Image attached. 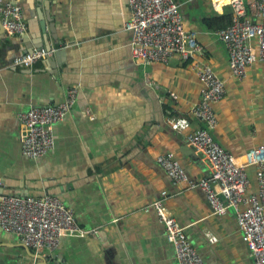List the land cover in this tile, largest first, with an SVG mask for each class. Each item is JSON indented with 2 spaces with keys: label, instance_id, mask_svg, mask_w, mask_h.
<instances>
[{
  "label": "crops",
  "instance_id": "obj_1",
  "mask_svg": "<svg viewBox=\"0 0 264 264\" xmlns=\"http://www.w3.org/2000/svg\"><path fill=\"white\" fill-rule=\"evenodd\" d=\"M16 1L26 34L17 37L0 30V191L16 197L56 196L88 234L61 238L45 262L18 236L0 230V264H177L164 226L146 209L162 196L204 264H254L234 212L216 216L203 192L184 183L173 185L156 162L159 155L172 152L189 181L211 175L207 159L187 140L203 127L192 114L201 94L194 60L175 56L166 64L137 65L131 34L124 30L126 0ZM243 1L248 9L250 0ZM6 2L0 0V8ZM174 2L185 28L197 32L203 54L195 62L210 65L225 82L214 140L242 157L264 145L263 67L254 63L242 79L230 74L217 34L231 23L219 27L225 15L232 21L229 0ZM39 7L54 21L55 31L53 36L47 32L46 42L53 54L27 68L13 67L27 44L40 45ZM70 87L77 89L76 99L53 128L54 149L38 159L24 157L26 129L18 114L62 102ZM178 118L189 121L187 131L170 128L169 121ZM246 171L249 190L255 192V169ZM209 237L217 241L211 243Z\"/></svg>",
  "mask_w": 264,
  "mask_h": 264
},
{
  "label": "built area",
  "instance_id": "obj_2",
  "mask_svg": "<svg viewBox=\"0 0 264 264\" xmlns=\"http://www.w3.org/2000/svg\"><path fill=\"white\" fill-rule=\"evenodd\" d=\"M129 18L124 30L130 32V50L139 66L166 64L173 57L194 60L193 69L201 86L200 100L192 114L203 124L187 135L192 148L202 154L212 169L208 178L189 181L183 166L174 153L166 152L156 158L173 185L186 184L189 189L203 192L208 206L216 216L228 210L235 214L241 239L248 247L254 264H264V145L250 149L242 157L233 156L213 137L218 118L216 108L226 94L225 82L206 63L195 62L203 54L197 42V32L184 26L179 6L174 0H126ZM232 21L217 34L228 57L230 74L242 79L247 70L258 62L263 67L264 85V0H250L248 9L243 0H229ZM0 23L12 36L26 34L27 24L18 1L7 2L0 8ZM53 50L34 49L15 57L13 67L27 68L46 60ZM152 86V84L149 83ZM157 88L156 85H153ZM77 89L70 87L64 100L45 107H33L18 114V120L26 129L22 140V155L38 159L55 147L53 128L71 111ZM173 131L184 132L190 127L185 118L169 121ZM255 169L257 190L250 192L247 168ZM165 197L147 206L164 226L165 237L174 249L177 264H204L202 258L187 239L183 227L167 210ZM0 230L19 237L36 256L48 258L60 246L63 237H84L87 231L80 229L74 213L59 198L16 197L0 195ZM211 243L215 237H209Z\"/></svg>",
  "mask_w": 264,
  "mask_h": 264
},
{
  "label": "water",
  "instance_id": "obj_3",
  "mask_svg": "<svg viewBox=\"0 0 264 264\" xmlns=\"http://www.w3.org/2000/svg\"><path fill=\"white\" fill-rule=\"evenodd\" d=\"M6 1L7 2H10V1L13 2V1H16V0H6ZM48 1L49 0H47V2ZM44 6L46 8L45 4H44ZM46 11H48V9ZM36 16H37V18L39 20L40 30H41V36H40V38H38V39H40V42H39L40 45H38V43H36L37 41L36 42L32 41V43H34V45H38V46L31 47L30 45L27 44L26 49L23 50V54L33 50L34 48H36V49L48 48V51L51 50L50 46L48 44H46V42L48 41L47 32H50V34H52V36H53V32L55 31V29L53 28L54 27V24H53L54 21L51 19V16L49 15V13H47V12L43 13L42 12L41 7L36 9ZM1 28H2V26H1V23H0V30H1ZM55 56H57V55H54L51 58L54 59V60H57ZM0 195H2V191H0ZM49 259L50 258L48 257L46 259V261L45 260L44 261L47 262V260H49ZM54 259H55V256H52V260H54Z\"/></svg>",
  "mask_w": 264,
  "mask_h": 264
},
{
  "label": "trees",
  "instance_id": "obj_4",
  "mask_svg": "<svg viewBox=\"0 0 264 264\" xmlns=\"http://www.w3.org/2000/svg\"><path fill=\"white\" fill-rule=\"evenodd\" d=\"M230 22H231V16H230V14L225 15V18L223 19V22H222V24H221L219 27H220V28H221V27H225V26L228 25ZM205 23L208 24V26H211V25H212L210 20L206 21Z\"/></svg>",
  "mask_w": 264,
  "mask_h": 264
}]
</instances>
